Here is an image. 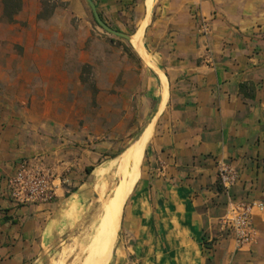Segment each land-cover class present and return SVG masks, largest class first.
<instances>
[{
    "label": "crops",
    "instance_id": "obj_1",
    "mask_svg": "<svg viewBox=\"0 0 264 264\" xmlns=\"http://www.w3.org/2000/svg\"><path fill=\"white\" fill-rule=\"evenodd\" d=\"M21 2L12 23L0 3V264H49L140 128L151 134L101 264L113 246L109 264H264V212L248 247L221 224L230 199L264 204V0H92L130 41L97 33L85 0H58L46 20ZM34 156L63 183L53 202L17 206L5 181ZM219 162L238 174L228 193Z\"/></svg>",
    "mask_w": 264,
    "mask_h": 264
},
{
    "label": "built area",
    "instance_id": "obj_2",
    "mask_svg": "<svg viewBox=\"0 0 264 264\" xmlns=\"http://www.w3.org/2000/svg\"><path fill=\"white\" fill-rule=\"evenodd\" d=\"M199 30L203 35L209 33V24L201 20ZM217 179L221 189L228 191L238 182V174L230 165L217 164ZM63 179L45 164L41 156L21 159L15 172L5 181V190L10 200L17 206L49 204L57 197ZM264 212V204L230 199L221 219L222 226L233 237L236 248L251 246L255 241L253 218Z\"/></svg>",
    "mask_w": 264,
    "mask_h": 264
},
{
    "label": "rangeland",
    "instance_id": "obj_3",
    "mask_svg": "<svg viewBox=\"0 0 264 264\" xmlns=\"http://www.w3.org/2000/svg\"><path fill=\"white\" fill-rule=\"evenodd\" d=\"M38 2L41 7L40 12L43 9V14H46V11L48 13L49 11L54 9L56 3H58V0H38ZM96 27L98 29L97 33L102 35V37L115 41H118L117 39H121L119 37L106 33L103 29L98 26ZM95 35L96 34L92 32V37H94ZM91 69L92 68L90 65H84L81 69V82L88 90H90L93 83L91 79ZM143 131L144 128L139 129L138 134L133 137L132 143L139 138ZM114 176L111 177V175H109L106 180H104L106 183V188L100 194L96 188H94V190L89 193L88 197L86 198V206L83 208L82 214L76 219V222L72 224V226L68 229L67 233L61 239L54 253L48 258L49 264H91V256L100 247V242L103 240V233H105L107 226L106 218H104L107 215V211L103 203H105V200L108 195L112 193L116 183L120 178V173ZM99 232L101 233L99 234ZM118 233L119 228L117 231V235ZM117 235L114 242V246L117 240ZM95 245L97 249L94 248ZM114 246L107 264H109V262L111 261ZM88 253H91V255L87 256ZM108 257L109 255L107 254L102 259L101 263L103 261H106Z\"/></svg>",
    "mask_w": 264,
    "mask_h": 264
},
{
    "label": "bare ground",
    "instance_id": "obj_4",
    "mask_svg": "<svg viewBox=\"0 0 264 264\" xmlns=\"http://www.w3.org/2000/svg\"><path fill=\"white\" fill-rule=\"evenodd\" d=\"M132 44L138 52H140L141 54H144L143 48L141 46L140 32L132 38ZM144 61L146 62V60H144ZM163 99H164V93H163ZM163 104H161V107L164 106ZM149 126H147V127H149ZM149 134H151V133H148V130L143 132V134L139 137V139H137L136 142L124 153V155L121 159V162H120V178H119L118 182L116 183L112 193L109 194L108 197L106 198L105 203L102 202L106 208V211H107V215H106V217H104V218H106L107 226H106L105 233H103L104 234L103 240L100 242V247L98 249H97L96 245L94 247L97 250L91 256L92 258L90 257L91 258V264H100L102 259L107 255L110 247L112 246V244L114 243V241L116 239L117 231L119 228L121 208H122V205L124 203L125 198L127 197L128 193H129L130 189L132 188V185L136 179L139 163H140V160L142 157V152H143V149L145 146V142L148 139L147 136ZM102 174H103V171H102ZM112 176H113V173H112ZM103 190H104V185H103ZM71 201H73V199ZM101 231H102V228H101ZM100 233L101 232H99V234ZM98 244H99V242H98ZM89 255H91V253L87 254V256H89ZM60 263H61V261H60Z\"/></svg>",
    "mask_w": 264,
    "mask_h": 264
},
{
    "label": "trees",
    "instance_id": "obj_5",
    "mask_svg": "<svg viewBox=\"0 0 264 264\" xmlns=\"http://www.w3.org/2000/svg\"><path fill=\"white\" fill-rule=\"evenodd\" d=\"M2 7H3V13H2V20L12 23L14 22L15 16L21 11L22 9V2L21 0H0ZM52 10L49 11L46 14H43L42 11L38 14V19L45 20L47 16L51 14ZM94 23L96 26H98L94 20ZM99 27V26H98ZM245 85H241L240 88H243ZM92 169H86V173L89 174Z\"/></svg>",
    "mask_w": 264,
    "mask_h": 264
},
{
    "label": "water",
    "instance_id": "obj_6",
    "mask_svg": "<svg viewBox=\"0 0 264 264\" xmlns=\"http://www.w3.org/2000/svg\"><path fill=\"white\" fill-rule=\"evenodd\" d=\"M85 2L87 3V5L89 6L91 12H92V15H93V18L96 22V24L101 28L103 29L106 33L110 34V35H113V36H116V37H119V38H122V39H126L128 41H130V36L124 34V33H121L119 31H116L112 28H110L107 24H105L99 17L97 11H96V8H95V5L94 3L92 2V0H85Z\"/></svg>",
    "mask_w": 264,
    "mask_h": 264
}]
</instances>
